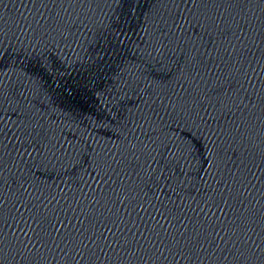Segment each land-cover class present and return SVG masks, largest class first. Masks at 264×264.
<instances>
[{
    "label": "water",
    "instance_id": "1",
    "mask_svg": "<svg viewBox=\"0 0 264 264\" xmlns=\"http://www.w3.org/2000/svg\"><path fill=\"white\" fill-rule=\"evenodd\" d=\"M262 57L264 0H0V198L23 185L59 217L37 240L6 203L0 232L21 252L3 241L0 264H36L28 250L41 264H244L228 192L264 216ZM92 209L114 221L95 235ZM201 225L198 251L165 250ZM261 229L245 251L264 264Z\"/></svg>",
    "mask_w": 264,
    "mask_h": 264
},
{
    "label": "snow or ice",
    "instance_id": "2",
    "mask_svg": "<svg viewBox=\"0 0 264 264\" xmlns=\"http://www.w3.org/2000/svg\"><path fill=\"white\" fill-rule=\"evenodd\" d=\"M187 2L192 3V0H187ZM228 2L231 3L232 0H228ZM175 3L179 5L180 3H185V0H175ZM217 18L221 19L219 16ZM225 27L227 31H231V28H229L227 25H225ZM236 30H238V27ZM261 59L264 60V57H262ZM257 66L260 67L259 64ZM241 67H243V64L241 65ZM248 67L251 68L252 65L249 64ZM261 73L264 74V68H261ZM244 75H245L244 81L246 82L247 73L245 72ZM241 86L242 85L238 84V87ZM254 95H256L259 104L261 106H264V84L261 85V92L260 93L254 92ZM202 123L207 125L208 121L202 119ZM209 131L211 133V129H209ZM211 134H215V133H211ZM190 147L192 148L193 151L196 150L195 144L191 145ZM258 147L264 148V144ZM260 167H264V160H262ZM240 176L242 179L244 178V175H240ZM12 183L15 184L16 180L13 179ZM0 185L6 186L3 180H0ZM236 187L237 186L234 183L233 189H236ZM22 189H24L23 185L20 186L19 192L15 191L11 193V196L15 197L14 201H12L11 203L9 202V200H6L5 198H0V224L7 222V220L3 218V213L5 211L3 206L6 203L7 204L10 203L7 212L10 214V218L14 220L15 216H12L11 214L15 213V204L20 203L25 208V212L28 213L26 219L24 218L23 215H21L20 217L23 220V223L26 225V227L32 228L34 238L37 240L41 238L43 239L49 238L52 235L49 229L55 228V224L52 223V220L55 219L56 221H58L59 217L55 215L52 216L49 215V205L47 201H44L42 199H37L36 203L34 204L25 203L23 197L26 194L25 192L21 191ZM214 197H215V201L213 199ZM228 200L231 201L232 206L235 210L233 216L234 224L229 226V231L231 232L230 241L234 239L236 243L240 245V251L237 252V256L240 258V260H244V257L247 255V260L244 262V264H259V262L255 260L254 255L251 254V251L250 250L245 251V249H247L248 246L249 233L252 232L255 228H259L261 225H264V216L258 214L256 210L253 208L237 207L238 201L240 200V195L236 191L230 190L228 192ZM228 200L224 199L223 193H215V192L213 193L212 197L206 198L207 203H213L214 205L216 203L228 204ZM171 203L172 202L169 201V204ZM152 206L157 208L158 211L162 212L167 216H172L173 211L176 210L174 208H170L167 204L163 203L162 201H158V206L157 205H152ZM261 212L264 213V209H261ZM110 215L111 213H109V216ZM86 220L88 222L87 231L92 232L93 235H95V232L98 231V229L96 228L97 224H101L105 222H109V223L114 222L108 217H105L103 211L97 214L96 209H92V211L89 213V217H86ZM235 222H238V224ZM205 223L208 222L205 221ZM33 225H35V227H33ZM261 231L264 232V229H261ZM225 235H228V232H226ZM211 238H212L211 231L209 229L204 228L201 225L199 229L194 228L190 233L186 232L184 235H181L179 239H177L175 236H172L171 238L166 237L165 239L167 240L168 247H166L165 250L169 251V254H171L172 251H175L178 255L187 256L198 251L203 246V243H206ZM63 239L68 240V243L71 244L77 239L82 241L83 236H73L71 233H65ZM6 240H10V242L14 244L13 250H15L17 254H20L21 242L18 240V238L0 232V247H3L2 242ZM125 244L130 245V242L126 240ZM75 246L80 247L79 244ZM23 255L25 257L28 256L39 257L40 259L37 260L36 264H41V262L44 261V259L40 257L39 250H36L35 254L32 252V250H28L23 252ZM58 264H60V262H58ZM87 264H93V259L91 256L89 257Z\"/></svg>",
    "mask_w": 264,
    "mask_h": 264
}]
</instances>
